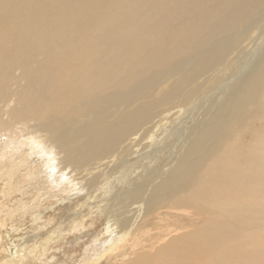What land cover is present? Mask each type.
I'll return each instance as SVG.
<instances>
[{"label": "bare ground", "instance_id": "bare-ground-1", "mask_svg": "<svg viewBox=\"0 0 264 264\" xmlns=\"http://www.w3.org/2000/svg\"><path fill=\"white\" fill-rule=\"evenodd\" d=\"M0 70V264L53 260L64 195L105 218L71 264H264V0H0Z\"/></svg>", "mask_w": 264, "mask_h": 264}, {"label": "rangeland", "instance_id": "rangeland-1", "mask_svg": "<svg viewBox=\"0 0 264 264\" xmlns=\"http://www.w3.org/2000/svg\"><path fill=\"white\" fill-rule=\"evenodd\" d=\"M2 77H3L2 70H0V79ZM172 79H173V77H168L167 79L163 78L153 86L161 85L162 87L165 88L172 81ZM8 82H9V85H6L0 93V108H6L7 106H12L14 104V102L11 101V99H10V97H15L14 95L16 94V92L13 89V85H14L13 76L10 77ZM205 97L206 96H203L199 101H197L194 104V107L193 106H192V108L190 107L191 110L188 111L189 114L193 113V115H197L200 111L204 112L206 110L207 98L209 96L206 99H205ZM203 102H205V103H203ZM178 107H180L181 110H184V107L182 106L181 101H176V102L165 101L161 105L156 106V111H159V112L163 111L166 114L186 118L187 116H183V113L179 112L180 109H177ZM31 136H32L31 133H26V134L19 133L15 136L11 137V139L13 140V142L15 140L21 139L20 141L25 142V145L19 146V148L24 147V148H26V150H29V147H30V151H31L32 150L31 147L33 146V145H30V143L33 141V139H31L32 138ZM2 137H4V136H0V140L2 139ZM39 143H42L44 146H46V144L42 140L37 142V145ZM19 144L20 143H18V144L15 143V145H19ZM33 147L35 148V146H33ZM25 157H28V155H26ZM60 167L61 166H59V168ZM114 177H115L114 175L108 176V180H111V179L113 180ZM33 183L35 184V181H33ZM49 184L52 185L51 183H49ZM32 192H34V191H32ZM79 193H82L81 196L84 195V191L79 192ZM61 197H63L64 199L59 198L60 200H57V201L53 200V204L51 205L52 207L46 208V212H44V214L42 216L43 222H41V223L36 222V224H33L31 222H34L35 216H29L27 221H31V222H29L26 225L25 230H23V231L30 232L29 234L34 235L35 237L40 235L39 237H37L36 240H34L32 242V244L30 246H33L34 244H37V243H39V245H42L41 244V242H43L42 238L47 235L46 230L48 228H50V225L51 226L55 225V227L57 229L56 232L61 233V235L64 236V238L62 240H58L55 243H53L51 241L49 242V243H51V245L49 246V249H51L54 244H60V243L62 244V247H61V250H57L56 253L53 254L54 255L53 260L49 261L46 264H54L55 262H56V264H62V263L71 264L73 257H76V256L79 257L80 254L84 252L83 248L84 249H90L89 251H91L92 249H96V247H93L94 239L96 237L100 238L105 234V231H104L105 229L103 228L104 224H105L104 223L105 218L103 219L102 217H98V220L96 221L95 225L90 229V234H91L90 236L84 235L83 237H80L81 232L85 233V231H87V229H89L87 226L85 228H83L81 226V227H79V229H76L75 231H74V229L73 230L68 229L67 231H63V227H68L69 225L73 226L75 223H77V221H80V220H87L90 217V216H88V214L90 212L89 210H93L94 208L92 206L93 203H92L91 197L86 198L85 201H82L78 196L72 197L70 195H64ZM30 198L32 199V197H30V196L27 199L30 200ZM2 202H3V205H5V202H6V204L7 203H9L11 205L13 204L12 200L8 199L7 197L3 198ZM57 204L60 205L59 208H56L58 206ZM1 207L2 206H0V208ZM2 209H4V207H2ZM2 209H0V210H2ZM197 224H200V221L197 222ZM59 230H60V232H59ZM2 231L4 233L8 232L6 229H2ZM13 231L14 230L11 231L12 234H15ZM74 233H75V236H74ZM2 235H3V233L0 232V236H2ZM15 237H13V238H15ZM17 239L23 240V236L17 237ZM4 242H6V238H4ZM4 242L1 243V245H0V255H6L7 254L6 246H10L11 249L16 250L15 245H11L10 243H7V242L4 243ZM16 243H17V241H16ZM91 243H92V245H91ZM44 246H48V244L42 245L41 247L43 248ZM37 249H38V247H37ZM25 250H26V248L23 250V252H25Z\"/></svg>", "mask_w": 264, "mask_h": 264}]
</instances>
